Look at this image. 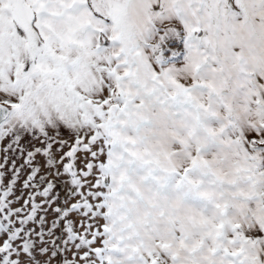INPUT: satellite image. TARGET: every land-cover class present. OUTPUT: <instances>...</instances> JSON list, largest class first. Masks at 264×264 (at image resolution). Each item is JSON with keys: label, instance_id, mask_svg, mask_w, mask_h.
<instances>
[{"label": "snow or ice", "instance_id": "obj_1", "mask_svg": "<svg viewBox=\"0 0 264 264\" xmlns=\"http://www.w3.org/2000/svg\"><path fill=\"white\" fill-rule=\"evenodd\" d=\"M0 264H264V0H0Z\"/></svg>", "mask_w": 264, "mask_h": 264}]
</instances>
